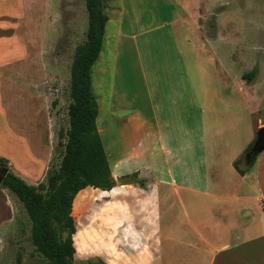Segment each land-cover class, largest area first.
<instances>
[{"label": "crops", "instance_id": "crops-1", "mask_svg": "<svg viewBox=\"0 0 264 264\" xmlns=\"http://www.w3.org/2000/svg\"><path fill=\"white\" fill-rule=\"evenodd\" d=\"M169 1L103 0L102 48L90 75L98 108L96 127L115 186L99 197V215L104 216L99 235L109 253L98 257L103 264H264V148L244 175L233 163L241 158L254 132L226 157L212 141L209 159L206 109L191 82L175 27L185 20L193 25L195 0H172L177 8V19L172 23L168 20ZM60 2L71 7L74 0ZM155 19L156 30L161 33L168 25L171 32L153 36L154 28L146 29V25ZM0 31L9 30L0 27ZM12 35H0V68L25 57L20 41L11 44ZM199 39H204L206 56L217 65L216 55L207 48L212 39ZM183 40L191 42L186 35ZM130 50L146 91L148 114L138 107L119 104L124 93L113 90L118 84L115 74L119 58ZM219 95L214 96L217 103L232 109L228 107L234 105L228 98V87L222 97ZM195 102L197 123L194 118L193 126H186L192 132L183 133L182 141L176 143L170 139L176 135L171 124L179 115L191 113ZM181 127L185 130V123ZM185 136H192L193 143ZM196 138L203 150L205 175L189 177L182 162L180 175L175 177L170 168L179 160L170 159L176 153L193 150ZM159 153L165 166L156 163ZM164 168L166 176L160 173ZM132 174L140 184L122 182L124 176ZM170 200L177 201V207L171 206Z\"/></svg>", "mask_w": 264, "mask_h": 264}, {"label": "rangeland", "instance_id": "rangeland-1", "mask_svg": "<svg viewBox=\"0 0 264 264\" xmlns=\"http://www.w3.org/2000/svg\"><path fill=\"white\" fill-rule=\"evenodd\" d=\"M60 1L0 0V27L9 30L0 31V35L13 33L11 44L20 41L26 50L23 59L0 68L4 112L0 116V159L10 172L35 187L46 185L51 172L59 168L68 129L71 68L87 29L85 0H74L71 7ZM169 4L168 20L172 23L177 19L174 16L177 8L172 0ZM193 14V25L185 20L175 27L191 82L196 87L202 107L206 109L209 159L212 141L220 154L226 157L247 136L251 138L253 132L249 154L255 158L262 148L259 131L264 127V0H195ZM156 25V19L146 25V29L154 28L153 36L171 32V26L167 25L160 33L155 29ZM184 35L191 39L190 43L183 40ZM200 37L212 39L207 48L216 55L217 65L206 56L205 42ZM116 70L118 86L113 90L124 93V100L119 104H127L121 105L125 108L138 107L148 114L146 91L131 50L128 55L120 56ZM252 70L255 77L247 84L241 76ZM227 87L228 98L234 102L228 106L232 108L229 110L223 109L214 97L216 93L222 97ZM196 107L195 102L191 113L173 120L171 125L176 135L170 137L171 140L177 143L182 141L183 133L192 132L186 130V126H193L194 118L197 123ZM222 112L225 117L221 116ZM228 120L229 123L224 124ZM182 122L185 130L181 127ZM185 140L193 143L194 138L185 136ZM198 145L196 138L193 150L175 152L176 155L170 159L179 160L170 168L175 177L180 175L182 162L187 166L189 177L205 175L203 150ZM157 157L156 163L165 166L163 155L159 153ZM245 163L246 157L241 159L239 166L242 168ZM160 173L167 175L165 168ZM103 194L100 189L87 187L73 201L71 215L76 232L72 238L76 252L71 264H103L98 256L109 253V248H103V238L99 235L104 218L99 215V203L102 202L99 197ZM170 204L177 207L175 200H170ZM54 227L61 236L56 224ZM0 264H49V260L32 243L31 223L23 205L2 185Z\"/></svg>", "mask_w": 264, "mask_h": 264}, {"label": "trees", "instance_id": "trees-1", "mask_svg": "<svg viewBox=\"0 0 264 264\" xmlns=\"http://www.w3.org/2000/svg\"><path fill=\"white\" fill-rule=\"evenodd\" d=\"M87 29L85 40L77 48L78 57L71 68L68 105V129L58 170L52 171L47 184L35 187L8 172L2 187L15 195L31 223V239L36 250L49 264H71L75 255L73 235L76 232L71 215L76 195L87 187L109 191L115 186L97 127V103L91 87V67L102 48L105 30L103 0H85ZM255 77L252 70L242 74L241 80L250 84ZM251 142L240 159L234 161L235 170L249 172L255 158L249 154ZM246 157L244 167L241 159ZM0 165L2 160L0 159ZM5 166V165H3ZM137 175L122 178L123 183L137 182ZM59 228L61 236L54 227Z\"/></svg>", "mask_w": 264, "mask_h": 264}, {"label": "water", "instance_id": "water-1", "mask_svg": "<svg viewBox=\"0 0 264 264\" xmlns=\"http://www.w3.org/2000/svg\"><path fill=\"white\" fill-rule=\"evenodd\" d=\"M259 138L263 140L262 148L260 149V151H262L264 148V127H262L259 131ZM8 172H9V168L7 166L0 165V185L2 184Z\"/></svg>", "mask_w": 264, "mask_h": 264}]
</instances>
